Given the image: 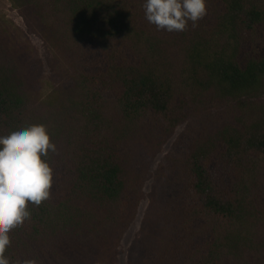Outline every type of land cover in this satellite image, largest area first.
<instances>
[{"label": "trees", "instance_id": "trees-1", "mask_svg": "<svg viewBox=\"0 0 264 264\" xmlns=\"http://www.w3.org/2000/svg\"><path fill=\"white\" fill-rule=\"evenodd\" d=\"M10 1L55 56L44 94L31 47L0 27V135L42 123L57 145L11 264H117L147 198L129 264H264V0H207L172 33L143 0Z\"/></svg>", "mask_w": 264, "mask_h": 264}, {"label": "clouds", "instance_id": "clouds-1", "mask_svg": "<svg viewBox=\"0 0 264 264\" xmlns=\"http://www.w3.org/2000/svg\"><path fill=\"white\" fill-rule=\"evenodd\" d=\"M146 20L157 31L183 32L198 25L207 14V0H143ZM57 152L47 125L17 126L0 135V264H11L5 255L10 232L30 218L28 205L49 199L54 185V169L49 154ZM17 264H38L24 259Z\"/></svg>", "mask_w": 264, "mask_h": 264}, {"label": "rangeland", "instance_id": "rangeland-1", "mask_svg": "<svg viewBox=\"0 0 264 264\" xmlns=\"http://www.w3.org/2000/svg\"><path fill=\"white\" fill-rule=\"evenodd\" d=\"M0 27H8L11 30L12 36L18 38L19 40H25L32 49V53L35 54L36 60L40 64V74L42 79V88L44 94H47L48 86L50 85V79L52 75L51 63L53 62L54 52L52 48L45 43L38 35L31 33L27 29L25 20L18 9H15L10 0H0ZM177 137V136H176ZM172 140V142L176 139ZM164 149V151L158 156L154 168H156L157 163L160 161L161 157L165 155L170 147L171 143ZM152 181H148L145 186V191L148 193L151 190ZM149 198L144 200L139 207L137 216L130 228L124 233L121 239L118 255L117 264H129V254L134 242L141 236L143 219L145 213L149 207Z\"/></svg>", "mask_w": 264, "mask_h": 264}]
</instances>
